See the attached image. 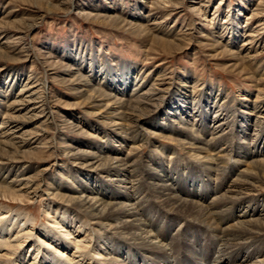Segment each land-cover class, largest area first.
Masks as SVG:
<instances>
[{
    "label": "bare ground",
    "instance_id": "1",
    "mask_svg": "<svg viewBox=\"0 0 264 264\" xmlns=\"http://www.w3.org/2000/svg\"><path fill=\"white\" fill-rule=\"evenodd\" d=\"M160 2L165 1L139 0L140 7L122 21L155 36V42L166 47L174 39L158 27L161 21L150 9ZM188 3L199 12L207 6L204 0ZM81 9L87 16L98 11L90 5ZM105 12L111 18L118 16L113 7ZM239 19L236 16L231 27L238 40H232V45L223 43L220 26H216L209 45L213 51L223 48L241 61H250L256 55L250 54L251 44L240 33ZM17 35L15 39L22 38ZM2 50L0 47V55ZM65 56L72 63L58 68L59 80L69 84L73 97L67 103L73 112L65 119L83 138H94L92 130L105 133L109 139H76L65 145L64 155L76 164L77 172L107 177L112 188L97 176V185L84 181L78 190L54 177L42 188L21 154L26 135L43 134L40 121L46 114H42L44 103L37 93L46 88V82H37L30 75L22 81L21 76L10 73L8 82L0 79V111L9 114L14 133H19L13 141L2 140L8 127L4 121L0 123V156L5 159H0V195L12 200L44 196L48 216L38 232L34 231L33 216L0 204V264H248L253 260L254 254L240 256L239 250L247 240L264 236V97L245 99L236 110V122L221 101L224 97L219 99L212 85L196 102L190 94L194 79L188 75L160 107L158 96L150 95L155 93L150 92L155 80L151 83L135 63L119 61L113 65L107 59L98 68V60L80 61L70 50ZM149 84L150 91L144 90ZM79 113L91 116L92 121L82 119ZM158 138L180 147L185 154L183 163L173 160L175 147L163 145ZM144 146L152 147L146 157L138 150ZM126 148L130 150L126 152ZM61 169L69 172L66 165ZM143 192L158 211L157 217L132 202ZM160 216L167 218L166 225L161 226ZM177 221L183 227L173 234ZM192 223L210 228L215 239L236 254H215L202 247L199 237L190 234ZM159 237L170 247L159 244ZM258 264H264V259Z\"/></svg>",
    "mask_w": 264,
    "mask_h": 264
},
{
    "label": "rangeland",
    "instance_id": "2",
    "mask_svg": "<svg viewBox=\"0 0 264 264\" xmlns=\"http://www.w3.org/2000/svg\"><path fill=\"white\" fill-rule=\"evenodd\" d=\"M63 1L0 0V23L2 25L0 26V47L4 49L2 50L4 55H0V79L6 81V77L10 73L16 77L21 76L22 81L28 79L30 75L31 78H36L37 82L43 79L46 82V88L37 93V96L43 100L41 103L44 104L41 109L45 112L40 110L42 114H46L40 121H43L41 125L43 130L40 131L43 134L36 136L37 134L30 132L26 135L23 139L25 152L21 154L26 165L32 167L30 174L37 177L38 184L42 188L47 187L51 177L70 184L77 190L81 183L85 184L84 181L98 184L95 182L97 175L91 177L77 172L76 166H74L76 164H73L64 155L65 145L72 144V141L76 139L93 140L96 136L100 138L98 136L105 134L89 130L94 138H83L82 134H77L74 129H71V125L65 119L70 112H73L67 104L73 101V97L70 88H68L69 84H64L59 79H61L60 69L72 63L71 58L65 56L69 50L80 61L83 59L86 61L89 59L98 60V68H101L107 59L113 65L119 61L135 63L145 76L151 78V83H154L155 80L156 84L151 89L150 83L144 90L150 89L152 90H149L150 92L155 90V93H150V95L154 98L158 96L157 101H160V107L176 90L177 83L181 78L188 75L194 79V82L190 84L191 86L194 84L190 92L192 98L199 103L202 95L209 92L206 89L212 85L215 89L217 88L219 99L224 97L221 101H224V104L228 106L234 121L237 116L236 110L240 108L242 102H245V99H255L256 96H259L260 99L264 97V0H204L207 6L203 7V12L190 8L188 0L169 2L168 0L167 2L166 0H156L166 2H160L161 4L150 8L154 9L152 12L155 13L158 20L163 21L159 22L158 25H160L157 26L169 32V35L174 39L170 42L172 44L166 47L156 43L155 36L152 35V37L151 34L142 33V31L123 25L122 19L128 18L130 12H135L140 7L139 0ZM89 5L98 8V11L94 12L95 15L87 16L82 13L81 8ZM108 7H113L118 16L109 17V13L105 12ZM146 9L148 10L145 8L144 11ZM240 11L242 14L239 15ZM236 16L240 18V33L251 44L250 54L256 55L252 59L254 61H241L237 55H233L227 50L224 51L223 48L213 51L215 48L209 45L210 39L214 38L213 31L216 26H220V36L222 37L220 40L223 43L232 45V40H238V37H235L231 31ZM205 18L206 20H204ZM17 34H20L22 38L15 39ZM208 36L210 37L207 38ZM202 39L203 41H201ZM238 51L243 52L240 49ZM9 79L10 77H8ZM195 107L199 110L198 106ZM195 112L193 110V114ZM79 115L89 123L92 121L90 119H93L86 114L79 113ZM47 116L50 118L46 119ZM9 118V114L0 111V123L4 121L7 123H4L5 126L8 127L7 136L2 138L4 141H8V139L13 141L14 136L19 134L14 133V128L10 125L11 118ZM194 122L197 123V120ZM26 128L32 129L31 126ZM230 131L228 135L231 136L233 129ZM104 138L107 141L109 139L108 136H104ZM158 139L165 146L175 147L177 155L173 160L180 164L183 163L185 154L180 147L170 140ZM128 148H126V152L130 150ZM151 149V146H144L138 150L141 156L146 157L150 155ZM3 158H0L1 161L5 160ZM8 161L14 164L13 160ZM61 165L69 167V172H63ZM97 178L104 181L108 188H112L109 185L111 180L107 181V177L97 176ZM118 191L129 193V190L122 187ZM139 194H136L135 197L138 198L132 201L135 206L157 217L155 212L158 211L147 199V192H143L140 196ZM1 197L0 204H6L5 206H9V209L24 211L34 217V231L39 232V226L47 221L48 216L44 211L47 201L44 196L35 197L34 200H27V198L12 200L11 197ZM159 221L161 226H164L167 223V218L160 216ZM180 227H183V224L179 221L175 222V225L172 226V233L176 234ZM204 228L199 224L192 223V230L190 229V234L194 233L193 236L199 237L198 242L202 247L210 249L211 253L215 254L224 252L236 254L233 248L218 242L215 239V233L210 228ZM162 238L159 237L156 240L161 241L159 244L163 243L166 244V247H170L166 243L167 241ZM247 241L248 244L246 243L239 250L242 253L240 256L246 255L245 252L254 254L255 257L248 264H258L259 260L264 259V236ZM4 263L10 264L5 261Z\"/></svg>",
    "mask_w": 264,
    "mask_h": 264
}]
</instances>
